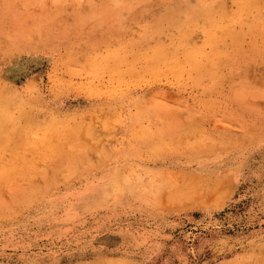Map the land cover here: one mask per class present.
<instances>
[{
	"label": "rangeland",
	"instance_id": "obj_1",
	"mask_svg": "<svg viewBox=\"0 0 264 264\" xmlns=\"http://www.w3.org/2000/svg\"><path fill=\"white\" fill-rule=\"evenodd\" d=\"M112 2L0 0V264H264V0Z\"/></svg>",
	"mask_w": 264,
	"mask_h": 264
},
{
	"label": "bare ground",
	"instance_id": "obj_2",
	"mask_svg": "<svg viewBox=\"0 0 264 264\" xmlns=\"http://www.w3.org/2000/svg\"><path fill=\"white\" fill-rule=\"evenodd\" d=\"M110 1H112V0H110ZM113 2H114V0H113ZM113 2H112V4H113ZM115 2H116V1H115ZM115 5H117V3H116ZM119 6H120V5L115 6V7L118 8ZM122 7H123V6H121V8H122ZM122 9H123V8H122ZM122 9H121V10H122ZM18 122H19V121H18ZM25 123H26V122H25ZM24 126H26V125H24ZM22 127H23V126H22ZM66 150H67V149H66ZM75 152H76V151H75ZM72 154H73V153H72ZM1 170H2V169H1ZM187 175H188V174H187ZM185 177H186V176H185ZM185 177H184V178H185ZM187 177H189V176H187ZM190 177H191V176H190ZM186 181H187V179H186ZM190 181H191V178H189V183H190ZM196 183H197V182H196ZM194 184H195V183H194ZM185 185H186V184H185ZM197 185H198V183L196 184V186H197ZM193 187H195V186H193ZM198 187H199V186H198ZM195 189H196V188H195Z\"/></svg>",
	"mask_w": 264,
	"mask_h": 264
}]
</instances>
